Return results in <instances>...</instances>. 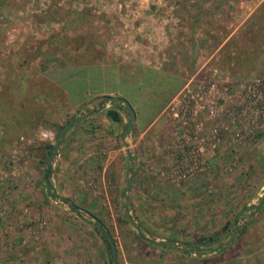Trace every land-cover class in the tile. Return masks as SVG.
<instances>
[{"label":"rangeland","instance_id":"1","mask_svg":"<svg viewBox=\"0 0 264 264\" xmlns=\"http://www.w3.org/2000/svg\"><path fill=\"white\" fill-rule=\"evenodd\" d=\"M63 66L88 68L78 93L99 86L100 68L125 91L124 138L123 103L68 105ZM213 68L264 74V0H0L1 110L15 109L0 126L16 117L20 131L0 157V264H111V243L114 264H264V127L226 132L193 159L170 109L190 75Z\"/></svg>","mask_w":264,"mask_h":264},{"label":"built area","instance_id":"2","mask_svg":"<svg viewBox=\"0 0 264 264\" xmlns=\"http://www.w3.org/2000/svg\"><path fill=\"white\" fill-rule=\"evenodd\" d=\"M172 98L170 109L173 116L180 114L176 125L186 131L184 144L193 159L207 158L204 152L223 143L226 132L234 141L242 125L264 127V74L239 81L213 68L190 75ZM51 133L42 131L45 137Z\"/></svg>","mask_w":264,"mask_h":264},{"label":"crops","instance_id":"3","mask_svg":"<svg viewBox=\"0 0 264 264\" xmlns=\"http://www.w3.org/2000/svg\"><path fill=\"white\" fill-rule=\"evenodd\" d=\"M114 68V67H112ZM88 68H73L72 70L66 69L64 68V66L62 68H58L56 70V77H54L55 83L57 85V89L58 92L61 94V96L66 99V102L68 105L70 106H76L80 103H82L86 98H88L91 94L93 96H97V95H118V96H123L127 99V95L125 94V91L122 90V88L120 86L116 85H112L111 87H107L105 86V82H106V77H108V72L107 70L101 69L97 74V81H99V86L94 87L92 90H88L87 89H83L78 93V90L76 89L75 86H72L73 81L77 78V76L81 73L82 70H87ZM97 69V68H96ZM99 69V68H98ZM114 70V69H113ZM115 73V72H114ZM117 75H120L119 72L116 73ZM46 77L48 76L47 73L44 74ZM89 76L92 75H88V73L86 72V74L84 75V81H88L89 80ZM21 78H19L20 80ZM95 79V80H96ZM116 79V77H115ZM26 83V82H25ZM84 88V86H83ZM26 87H25V91H26ZM84 91V92H83ZM1 96V95H0ZM104 96V97H105ZM1 98V97H0ZM10 103L12 102L11 98H10ZM12 107L9 104V109H5L4 112H2V108H1V100H0V112L1 115H5L6 113H10L9 115L11 116V110ZM107 107V104H101L99 108H105ZM94 110V109H93ZM7 111V112H5ZM90 112L92 110H89ZM31 113V112H30ZM30 113L28 114L29 117H31ZM16 116V114H15ZM16 117H14L13 119L8 118L7 123L4 126H0V157L2 155V151H6L9 148V143L10 140H12V138H16L15 136H17V134H20V131L17 130L19 127V123L18 121L15 120ZM32 125L30 122H28V127H26V129H28L30 131V129H32ZM11 144V143H10ZM3 147V148H2ZM2 152V153H1Z\"/></svg>","mask_w":264,"mask_h":264},{"label":"water","instance_id":"4","mask_svg":"<svg viewBox=\"0 0 264 264\" xmlns=\"http://www.w3.org/2000/svg\"><path fill=\"white\" fill-rule=\"evenodd\" d=\"M119 101L121 103H123L124 105V108L125 110L127 111L128 113V119L126 121V124H125V127L122 129V137L124 138V136L126 135V133H128L132 127V123L135 119V112L133 110V107L132 105L129 103V101L123 97V96H118V95H106L105 98L103 99V102L105 101ZM78 119V116H75V117H70L68 118L63 124L62 126L58 129L52 143H51V151L48 153L47 155V164H50L56 150H57V147H58V144H59V140L60 138L63 136L64 132L66 131V129L69 127V125ZM126 187H127V184H126ZM249 205H245L243 206L242 208H240V210L236 213V216H239L240 213L245 209V208H248ZM127 218L128 220H130V222L132 224H135V222L132 220V218L130 217V215L127 214ZM240 224H236L232 231L230 232V234L228 235V237L224 240L223 242V245L227 244L230 239L232 238V236L235 234L236 230L239 228ZM153 244L155 245H159L163 242H169L170 240L169 239H161V240H154V239H151L150 240ZM110 252H111V255H112V263L111 264H114L115 263V249H114V246L113 244L111 243V249H110Z\"/></svg>","mask_w":264,"mask_h":264},{"label":"trees","instance_id":"5","mask_svg":"<svg viewBox=\"0 0 264 264\" xmlns=\"http://www.w3.org/2000/svg\"><path fill=\"white\" fill-rule=\"evenodd\" d=\"M106 114L108 115V116H111L113 119H115V120H118L119 119V115L117 114V112L113 109V108H107L106 109ZM49 148H51V144L50 143H48V145H47ZM48 171H49V166H47L46 168H45V172H44V176H43V179H44V181L46 182V184H48L49 183V180H48V177H47V173H48ZM60 198H62V199H64V200H66L68 203H70V206L72 207V208H75V205L71 202V200L68 198V197H66V196H60ZM96 225L98 226V227H102V225L100 224V223H96Z\"/></svg>","mask_w":264,"mask_h":264}]
</instances>
